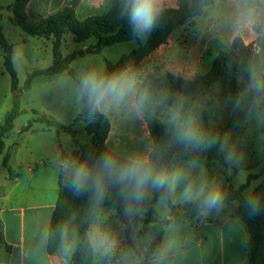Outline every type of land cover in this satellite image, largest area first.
<instances>
[{
	"label": "rangeland",
	"instance_id": "obj_1",
	"mask_svg": "<svg viewBox=\"0 0 264 264\" xmlns=\"http://www.w3.org/2000/svg\"><path fill=\"white\" fill-rule=\"evenodd\" d=\"M30 1L16 4L13 0L12 6L8 7L6 5L10 0H0L5 6L2 10L4 33L12 45L11 51H5L0 45V123L4 122L8 111L16 109L21 112L15 121L14 130L5 138L6 148L0 155V186H7L12 179L9 177L10 169L15 174H22V171L32 163L33 158L42 156V149L50 151L51 144L57 141L55 128H48L44 123L34 121L42 114L65 125H73L78 130L77 137L81 144L88 145V149L82 150L69 133L60 132L61 139L69 146V150H65L62 155L65 164L61 183L73 190L71 169L80 163H86L93 175L99 173L97 161L103 153H98L93 134L85 130L90 122L91 112L86 98L81 95L78 83L88 72L94 71L108 76L109 64L117 66L123 62L125 70L130 69L135 74L138 89L141 81L155 71L159 73L168 71L185 78H195L208 71L206 58L211 67L212 59L216 56L215 53H198L196 50L193 53L192 49L191 58L190 51L196 34L186 26L188 24L186 23L171 34L167 44L161 45L148 56H141L137 52L139 47L146 43V39L141 38L104 47L100 53L78 56L71 63V68L76 73L75 78L68 71L51 76L32 75L35 71L52 65L53 37L30 35L24 30L27 26L40 25L45 18L52 15L47 10L48 0H34L33 6L29 8ZM189 1H182L181 6ZM77 16L83 21L89 15L79 13ZM96 44V38L78 41L72 33L67 32L63 38L61 51L64 56L81 50L88 52L89 48ZM5 54H11L13 57L19 80L17 90L12 89V76L4 66ZM203 59L204 62L200 64ZM135 96L136 94L127 98L120 106L109 107L101 113L110 118L113 127L110 145L118 151L115 153L118 155L121 153L126 157L149 156L150 161L154 142L144 116L136 106ZM203 102L208 110L217 114L220 124L227 125L230 105L221 87L215 86L211 92L199 96L196 100L199 105ZM244 108L246 110L244 119L223 137L219 150L222 159L210 167L193 162L196 172H189L198 184L211 182L218 185L223 191V200L229 192L230 185L238 189L247 182L249 175L261 174L264 169V95L247 102ZM174 117L175 114L169 109L161 110V121H170ZM106 144L109 147L107 142ZM263 180L264 172L243 191V196H249ZM160 193L149 189L145 196L151 199L154 210L152 212L143 203L135 204L127 200L118 206V210L111 209L114 222L121 221L125 227L122 235L125 246L121 254L123 264H128V259L133 260L134 264H141L139 259L143 260L156 253L161 242L156 220L166 219L170 214V208L161 199ZM1 197L0 194V207ZM225 205L226 203L223 206ZM129 208L131 211H127ZM78 242L79 239L75 240L69 247L70 259L77 252ZM7 257L8 248L1 237L0 261H5ZM117 258L121 259L120 256ZM109 263L115 264L112 259Z\"/></svg>",
	"mask_w": 264,
	"mask_h": 264
},
{
	"label": "trees",
	"instance_id": "obj_2",
	"mask_svg": "<svg viewBox=\"0 0 264 264\" xmlns=\"http://www.w3.org/2000/svg\"><path fill=\"white\" fill-rule=\"evenodd\" d=\"M26 1L15 0V3L20 4ZM214 1L190 0L178 8L163 10L158 25L145 38L146 43L139 47L138 54L148 56L161 45L167 44L175 30L201 15L204 9ZM78 5L79 0H69L61 10L45 18L40 25L25 27L24 30L30 35L53 37L52 65L35 71L32 75L51 76L68 71L75 78L76 73L71 68V63L78 56L86 53H100L104 47L141 39L133 34L127 17L123 13L125 0H112L111 8L107 13L91 15L83 21H80L76 14ZM2 10L3 6L0 3V45L5 51H11L12 45L4 33ZM254 29L258 34L255 42L246 44L241 37H236L231 50L217 55L210 70L205 74H199L195 78H185L168 71L164 73L155 71L141 81L135 102L144 116L154 142L150 162L156 169L171 168L172 165L183 160L210 167L222 159L219 150L224 135L237 127L244 119L245 104L264 95V93L257 94L248 87L251 72L264 76V28L261 25H255ZM67 32L72 33L78 41L96 38L97 44L91 46L88 52L81 50L64 56L61 48ZM4 66L12 76V89L17 90L19 80L11 54H5ZM109 69L108 76L123 72L125 65L123 62L117 66L109 64ZM78 83L80 85V80ZM215 86L221 87L230 105V117L225 126L218 122L217 114L208 110L204 102L201 105L196 103L199 96L211 92ZM141 95L145 96L142 104L140 103ZM164 108L175 114L172 120L166 122L160 120L161 110ZM20 113L16 109L8 111L4 122L0 123V155L5 151V138L14 130L15 121ZM34 121L44 123L48 128L53 127L59 133H69L77 146L82 150L88 149V145L81 144L79 141L78 130L73 125H65L46 114L39 115ZM189 126H195L198 129V135L201 137L198 144H188L180 139L182 132ZM85 130L93 134L98 153L111 155L118 161L126 159L112 151L106 144L111 130V121L106 114L99 111L90 113V122ZM262 173L249 175L247 182L238 189L230 185L229 192L223 200V204L237 202L232 216L242 221L248 230V264H264V180L249 196H243V191L250 187L251 182L258 179ZM13 176L14 172L10 169L9 177L13 179ZM4 193L5 187L0 186V194L3 196ZM160 195L162 196V193ZM249 197L260 201L261 210L255 215L250 214L244 205V201ZM125 200L120 187L112 183L106 182V191L102 199L95 197L91 184L78 193L61 183L49 228L48 253L54 255L66 252L69 256L70 245L79 239L77 252L70 259L71 264H91L94 259V247L86 236V232L93 225L102 208H118ZM164 201L170 208L171 219L156 220L160 240L165 225L169 223L197 224L200 221L203 212L199 210L197 202H186L182 206H176L170 197ZM140 203L148 206L149 211H154L150 198H144ZM1 237H3V231L0 219Z\"/></svg>",
	"mask_w": 264,
	"mask_h": 264
},
{
	"label": "crops",
	"instance_id": "obj_3",
	"mask_svg": "<svg viewBox=\"0 0 264 264\" xmlns=\"http://www.w3.org/2000/svg\"><path fill=\"white\" fill-rule=\"evenodd\" d=\"M12 1L10 0L6 6L11 7ZM33 1L29 2V8L33 6ZM182 1L187 0H164L163 10L178 8ZM68 2L69 0H48L47 10L53 15ZM111 5L112 0H79L76 14L102 15L110 10ZM2 6L4 9L5 6ZM233 12L234 0H215L201 15L186 24L196 34L190 51L191 58L195 50L198 53H215L216 56L222 52H229L236 37H241L246 44L255 42L258 34L254 27L248 29L237 27L233 23ZM256 25L264 28V15H261ZM205 62L209 66V71L211 67L207 58ZM112 129L111 125L107 143L114 152L118 153L110 145ZM60 134L57 132V141L51 144L50 151L42 149V156L33 158L32 163L22 171V174L14 173L13 179L5 186V193L1 197L0 219L8 257L5 261H0V264H71L68 253L50 255L47 251L50 223L56 208L65 164L62 155L65 150H69V146L63 142ZM147 159L149 160V156ZM171 168L181 169L187 178L186 182L192 181L198 184L189 173L196 172L193 162L179 161ZM186 182H182L176 193L170 197L176 206H182L187 202L181 198ZM236 206L237 202H230L218 211L202 213L201 220L197 224L186 222L179 225L175 223L165 225L156 253L143 260L139 259V262L141 264H248L249 233L246 225L232 216ZM111 209L118 210L116 207L102 208L93 225L86 232L94 247V259L91 264H110L109 260L118 256L121 259L117 258L116 261L123 264L121 254L125 246L122 235L125 227L121 221L114 222ZM166 219H171V215L169 214ZM97 233L114 241V247L108 251L103 247L97 248L93 243V237ZM128 261V264H134L133 260L128 259Z\"/></svg>",
	"mask_w": 264,
	"mask_h": 264
},
{
	"label": "clouds",
	"instance_id": "obj_4",
	"mask_svg": "<svg viewBox=\"0 0 264 264\" xmlns=\"http://www.w3.org/2000/svg\"><path fill=\"white\" fill-rule=\"evenodd\" d=\"M164 0H125L123 13L134 35L146 38L158 25L163 12ZM261 15H264V0H234L233 23L241 28L254 27ZM80 92L87 100L91 113L103 112L109 107H118L127 98L137 92L135 74L126 69L120 73L105 76L97 72H88L80 80ZM249 89L257 94L264 93V76L256 72L250 73ZM145 96H140V103ZM180 139L188 144H198L201 137L195 126L187 127ZM97 165L99 173L93 175L86 163L71 169V187L76 192L85 190L90 184L97 199H102L106 191V182L118 185L125 199L130 203L139 204L145 198L149 189L162 193V200L173 196L178 186L186 182L187 178L179 168L156 169L152 163L142 155L130 156L124 161H118L111 155L102 154ZM222 189L211 182L195 183L187 181L181 192V198L187 202H197L199 210L205 214L218 211L223 206ZM250 214H257L261 210L260 201L249 197L244 201ZM131 211V208L127 209ZM97 248L105 251L114 247V241L107 236L97 233L93 237Z\"/></svg>",
	"mask_w": 264,
	"mask_h": 264
},
{
	"label": "built area",
	"instance_id": "obj_5",
	"mask_svg": "<svg viewBox=\"0 0 264 264\" xmlns=\"http://www.w3.org/2000/svg\"><path fill=\"white\" fill-rule=\"evenodd\" d=\"M112 260L114 261L115 264H120L119 262L116 261L115 257H113Z\"/></svg>",
	"mask_w": 264,
	"mask_h": 264
}]
</instances>
